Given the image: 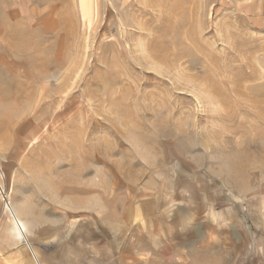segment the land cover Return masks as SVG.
Wrapping results in <instances>:
<instances>
[{
    "label": "rangeland",
    "instance_id": "1",
    "mask_svg": "<svg viewBox=\"0 0 264 264\" xmlns=\"http://www.w3.org/2000/svg\"><path fill=\"white\" fill-rule=\"evenodd\" d=\"M0 264H264V0H0Z\"/></svg>",
    "mask_w": 264,
    "mask_h": 264
},
{
    "label": "bare ground",
    "instance_id": "2",
    "mask_svg": "<svg viewBox=\"0 0 264 264\" xmlns=\"http://www.w3.org/2000/svg\"><path fill=\"white\" fill-rule=\"evenodd\" d=\"M6 210L11 215V220L13 223V231L15 233V236L22 241L26 240L28 233H29L28 227H27V221H25L24 219H22L20 217V215L17 213V211L12 208L10 202L6 203ZM29 249H31V248H29Z\"/></svg>",
    "mask_w": 264,
    "mask_h": 264
}]
</instances>
